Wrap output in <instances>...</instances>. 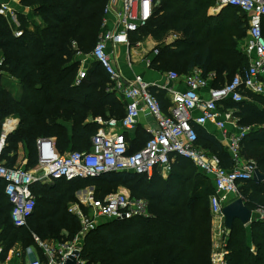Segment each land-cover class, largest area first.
Masks as SVG:
<instances>
[{
  "label": "trees",
  "instance_id": "16d2710c",
  "mask_svg": "<svg viewBox=\"0 0 264 264\" xmlns=\"http://www.w3.org/2000/svg\"><path fill=\"white\" fill-rule=\"evenodd\" d=\"M19 1L31 9L33 16L40 17L41 23L24 11L15 12L18 23L11 14L0 13V140L6 119H20L18 127L5 139L0 160L7 166H21L17 161L22 147L25 168L32 169L38 164L39 138H55L61 154L89 151L100 125L88 118H121L125 109L99 61L95 60L87 76L76 84L81 57L90 54L99 39L108 0ZM154 1L156 6L148 23L131 33H138L140 38L152 35L159 42V53L151 66L174 69L179 74H188L197 67L204 75L215 72L212 85L221 88L249 65L243 48L248 19L237 7L227 6L218 15L210 16L208 9L217 0ZM262 29L264 35V18ZM171 33L177 38L168 43L166 38ZM5 74L18 80L20 96L3 82ZM150 90L167 110L165 93L154 87ZM249 96L253 101L235 103L228 99L225 103L238 109L241 124L260 126L245 137L242 154L254 160L264 174V95ZM194 128L198 146L217 155L225 168H232L231 154L217 134L198 124ZM126 138L133 152L145 144L149 134L126 133ZM141 181H147L146 190L139 187ZM119 185L134 192L141 189L149 202V214L103 220L91 229L80 255L83 264H212L210 196L215 186L208 175L184 157H178L167 179L157 170L152 178L109 172L72 180L36 181L32 189L37 206L23 227L13 223L12 204L0 178V245L6 243V254L19 243L23 250L20 264H25L24 255L30 246L46 262L35 235L43 241L52 238L67 242L82 229L79 217L68 208L75 200L73 192L91 186L96 197L103 198ZM239 192L251 210L264 207V182L245 181ZM229 233L228 264H264L263 221L244 225L236 220Z\"/></svg>",
  "mask_w": 264,
  "mask_h": 264
},
{
  "label": "built area",
  "instance_id": "2783aa9c",
  "mask_svg": "<svg viewBox=\"0 0 264 264\" xmlns=\"http://www.w3.org/2000/svg\"><path fill=\"white\" fill-rule=\"evenodd\" d=\"M217 2L220 7H237L247 16V37L243 48L249 65L221 88L211 85L217 77L215 72L204 75L198 67L188 74L168 72L170 80L182 79L184 89L169 90L170 106L165 110L151 92L150 85L140 76L133 81L125 80L107 52L108 43H129L130 34L145 26L152 17L156 2L108 0L105 12L114 13L116 29L106 32L103 30L89 55L100 62L114 82V88L123 95L126 100L125 114L121 118L97 119L100 127L92 137L89 151H69L61 154L56 151L51 138H39L38 164L34 170L25 166H7L0 160V178L5 182V194L12 204L11 215L15 226H27L35 211L37 198L32 186L36 181L46 183L61 178L72 180L109 172H131L152 178L157 170L163 175H169L178 157H184L208 175L215 186V191L210 196V208L218 230L216 229L217 233L212 242L211 261L212 264H228L230 230L226 227L223 209L240 197V184L253 179L257 165L254 160H248L242 154L243 141L251 131V126L236 124L234 112L238 109L227 106L225 102L229 99L240 103L248 100L249 94L264 95V0ZM0 13L13 14L14 10L3 4ZM86 76L87 69L80 68L76 84L81 83ZM142 116L151 119L154 125L147 127L149 138L145 144L139 150L130 152L131 145L126 133L138 127ZM7 122L6 120L3 125L0 154L2 144L9 134ZM194 124L205 126L217 134L231 154L234 162L232 168H225L217 155L198 146ZM82 203L90 206L97 215V219L89 220L83 208L78 207L75 212L71 210L79 217L83 232L96 228L101 220L128 219L149 214L147 202L142 199L130 200L129 194L122 191L97 198L93 187L85 190ZM252 213L254 220L264 222L263 206H258ZM34 238L44 250L47 261L43 262L35 247L30 246L25 252L30 257V264L61 263L73 250L77 249L80 253L82 250L74 244L63 245L56 251L38 236L35 235ZM2 251L0 245V264H3ZM79 261L84 263L80 258Z\"/></svg>",
  "mask_w": 264,
  "mask_h": 264
},
{
  "label": "crops",
  "instance_id": "0c3cea01",
  "mask_svg": "<svg viewBox=\"0 0 264 264\" xmlns=\"http://www.w3.org/2000/svg\"><path fill=\"white\" fill-rule=\"evenodd\" d=\"M0 4H1V6L3 4H6L14 10L13 14H11V13H9V14H11L13 16V18L16 22H17V19H16L15 12L24 11L25 13H28L29 10L31 11V9L24 8L20 4L19 0H0ZM223 8L224 7H220L218 5V2H217V7H210L209 8L208 15L216 16L220 13V11ZM104 21H106L105 27H104V23H103V28H102L101 32H103V30L106 32V31H113L116 29V19H115V15L113 12H110V13L105 12ZM166 41H167V39H166ZM158 43L159 42L152 35H148V36H144V37L140 38L138 33L134 34V35L130 34L129 43H119V44L108 43L107 44V52L111 56L114 65L121 72V74L125 80L133 81L136 77L140 76L145 82H147L150 85V88L154 87V88L161 90L165 93V101H166L167 107H169L170 106V94H169L170 91L169 90L170 89L183 90L184 89V83H183L182 79L181 80H179V79L178 80H170L168 78V72H170V71L160 70V69H157V68L151 66L152 60L159 53V51L156 52L158 50L157 49ZM1 57H2V55H1ZM1 61H2V58H1ZM1 61H0V63H1ZM94 61H95V59L92 58L89 54H87V55L85 54L81 57L82 63H81L80 68L88 69ZM5 79H8V80H5ZM11 80L13 81V83L11 82ZM16 80H17L16 78L11 77L7 74H5L3 76V82L7 86H9L10 89H12V92L15 95L20 96L22 94V88H21L20 84H18L19 90L18 91L16 90V84H17ZM211 85H212V83H211ZM118 93L117 94L120 97L121 101L123 102V107L125 109L126 100L124 99L123 95L119 91H118ZM205 97H207V96H205ZM98 118L104 119L101 115H98L96 117L90 116L88 118V121H95L98 123V121H97ZM6 120L9 122L8 133L13 132L18 127V125L20 123V119L13 117V116L8 117ZM151 125H154V122L151 119L145 118L144 116H142L140 119V124L138 125V127L134 131L128 132V134L131 136H134L135 134L145 135L147 132V127L151 126ZM51 139L55 143L56 151L58 153H60V151L57 148L55 138H51ZM3 146H4V144H3ZM18 154H19V158L17 161V165H19L20 163H22V164L26 163V161L23 160L25 153H24V149L22 147H20ZM162 176L168 177L169 175H167V174L163 175L162 174ZM87 189H91V187H87ZM87 189H85V190H87ZM75 241H77V243H76L77 246H79L81 248L83 247L84 239H82V237L77 235ZM74 244H75V242H74ZM1 247H2V245H1ZM19 248H21L20 245H19ZM60 248H61V246H59L57 249L55 248V250L58 251ZM2 249H3V247H2ZM11 251L12 250L9 249L6 254H5V249L2 251L3 255L4 254L6 255L5 260H2V261L5 262L6 260H8L12 257ZM43 254L46 257L45 260H47V256H46L44 250H43ZM24 258H25V264H26V260L27 259L30 260V257L28 255H24ZM17 259L21 263L20 256H18ZM29 264H30V262H29Z\"/></svg>",
  "mask_w": 264,
  "mask_h": 264
},
{
  "label": "rangeland",
  "instance_id": "374dc122",
  "mask_svg": "<svg viewBox=\"0 0 264 264\" xmlns=\"http://www.w3.org/2000/svg\"><path fill=\"white\" fill-rule=\"evenodd\" d=\"M211 7H217V1L215 2V4L214 5H212ZM209 10V9H208ZM28 14L30 15V17L31 18H33V20L35 21V22H38V23H41V19H40V17H38V16H33V13H32V11H28ZM238 16V15H237ZM246 37H247V30H246V36H245V39H246ZM176 38H177V36L175 35V33H171V34H169L168 36H167V41L166 42H172V41H174V40H176ZM245 39H244V41H243V47H244V43H245ZM1 55H2V53L0 52V61H1ZM171 71H176V70H174V69H172ZM178 73H180L179 71H177ZM110 79V78H109ZM5 80H8V79H5ZM110 81V86H114V82L110 79L109 80ZM11 82L13 83V81L11 80ZM16 82H17V84H16V90L18 91L19 90V86H18V84H19V82H18V80H16ZM15 83V82H14ZM248 100H251V101H253V98L251 97V96H248ZM256 102V101H255ZM234 121L236 122V124L237 123H239L240 125H241V123H240V121H241V117H240V115L239 114H237L236 112H234ZM243 125V124H242ZM258 127H260V126H258L257 124H254L253 126H251V128L252 129H255V128H258ZM25 164L26 163H24V164H22L21 166H25ZM35 169V167L34 168H32L31 170H34ZM164 179H167L168 177H163ZM66 185H64V184H62L61 185V187H65ZM91 187V186H90ZM139 187H142V191L143 190H146V188H147V181L145 182V181H141L140 182V185H139ZM85 189H87V188H82V192H80V191H74L73 193V195L75 196V200H73V202H70L69 203V206H68V208H69V211H71V210H74V212H75V210H76V208H80L81 206H80V204H81V201L83 200V198H84V195H85ZM119 191H122V192H127L128 194H129V196H130V200H136V199H142V200H144L145 202H147V212L149 213V202H148V199L146 198V197H143L142 196V191H141V189H139V190H137V191H133V190H131V189H129L128 187H125V186H123V185H119L118 187H116V189H115V191L114 192H119ZM72 192V191H71ZM111 193H114L113 191H110ZM139 194V195H138ZM240 195H242L241 193H240ZM97 195H95V197H96ZM44 203H41V206L43 205ZM83 204V203H82ZM82 208V207H81ZM84 211V213H85V216H86V218H88L89 220H95V219H97L96 218V213L90 208V206H86V209H84L83 210ZM72 213H73V211H72ZM100 220V219H99ZM101 221H103V220H101ZM100 221V222H101ZM102 223V222H101ZM249 228V227H248ZM216 229L218 230V227L216 226V224H215V222H214V218H213V216H212V220H211V239H212V242H213V240H214V238H215V233H217L216 232ZM89 232V231H88ZM88 232H83V230L81 229L78 233H77V235H79L80 237H82V239H84L85 240V236H86V234L88 233ZM64 234L65 235H67V232L66 231H64ZM76 235V236H77ZM228 237H229V235H228ZM75 239H76V237L73 239V240H70V241H67V242H59L58 240H55V239H52V238H48V239H45V241L44 242H46L52 249H54L55 250V248L57 249L59 246H71V245H74V242H75V244L77 243V241H75ZM83 242V241H82ZM84 243V242H83ZM83 245V244H82ZM3 246V245H2ZM4 246H5V248H6V243H4ZM4 246H3V248H4ZM83 248V247H82ZM11 254H12V257L10 258V259H8V260H6L5 262L4 261H2V263L3 264H20V261L17 259L18 258V256H19V254L20 253H22L23 252V250L21 249V248H19V243H17L16 242V244L14 245V246H12L11 247ZM82 251V250H81ZM5 260V259H4ZM28 261V262H27ZM29 262H30V260L29 259H27L26 260V264H29Z\"/></svg>",
  "mask_w": 264,
  "mask_h": 264
},
{
  "label": "water",
  "instance_id": "95a60500",
  "mask_svg": "<svg viewBox=\"0 0 264 264\" xmlns=\"http://www.w3.org/2000/svg\"><path fill=\"white\" fill-rule=\"evenodd\" d=\"M253 180L256 183L264 182V174L258 168L255 170ZM223 214L225 217L226 227L229 230L233 228L236 220H240L244 225H250L254 222V218H252V210L245 204L241 197H238L228 203L223 209ZM80 255V251L75 249L69 253L63 262L52 264H81L79 261Z\"/></svg>",
  "mask_w": 264,
  "mask_h": 264
},
{
  "label": "bare ground",
  "instance_id": "6f19581e",
  "mask_svg": "<svg viewBox=\"0 0 264 264\" xmlns=\"http://www.w3.org/2000/svg\"><path fill=\"white\" fill-rule=\"evenodd\" d=\"M7 129H8V126H7Z\"/></svg>",
  "mask_w": 264,
  "mask_h": 264
}]
</instances>
